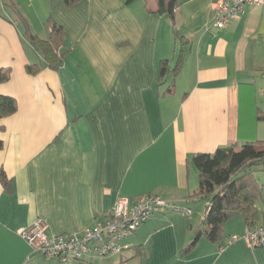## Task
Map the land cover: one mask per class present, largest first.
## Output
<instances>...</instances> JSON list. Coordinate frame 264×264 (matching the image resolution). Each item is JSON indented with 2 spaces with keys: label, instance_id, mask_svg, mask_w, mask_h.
Wrapping results in <instances>:
<instances>
[{
  "label": "crops",
  "instance_id": "obj_1",
  "mask_svg": "<svg viewBox=\"0 0 264 264\" xmlns=\"http://www.w3.org/2000/svg\"><path fill=\"white\" fill-rule=\"evenodd\" d=\"M177 1L172 20L157 0H3L0 95L17 111L0 119V174L11 186L0 181V264H61L33 252L21 230L43 220L49 235L79 234L119 197L146 195L180 211L154 215L121 255L69 264H264V248L243 240L201 239L181 255L204 217L198 208L190 219L199 179L188 160L264 141V7L217 30L213 0ZM51 21L65 33L58 70L26 38L46 39ZM177 33L189 45L166 93L159 66L175 64ZM34 65L44 67L31 75ZM245 229L229 220L226 240Z\"/></svg>",
  "mask_w": 264,
  "mask_h": 264
},
{
  "label": "trees",
  "instance_id": "obj_2",
  "mask_svg": "<svg viewBox=\"0 0 264 264\" xmlns=\"http://www.w3.org/2000/svg\"><path fill=\"white\" fill-rule=\"evenodd\" d=\"M79 0H64L70 7ZM135 0H128L131 3ZM158 12L174 20L179 6L177 0H157ZM51 23V31L46 39L26 32V38L38 52L46 66L58 70L63 63L66 51H63L65 33L61 26ZM178 55L174 65L163 60L159 66L158 86L169 82L166 93L173 91L176 76L181 71L188 50V41L177 33ZM44 65L28 66V73L36 75ZM0 79L3 80L4 77ZM17 111L15 99L0 95V119L13 115ZM2 143L0 142V148ZM190 167L198 172V189L188 199L192 203H206L204 217L200 227L194 233L192 242L181 251L187 256L201 239L214 244L222 243L225 238V226L229 220L241 217L246 228H253L262 218L257 206L262 196V187L257 176L258 168L264 166V141L248 142L242 147L231 145L218 148L213 154H196L188 160ZM0 181L5 189H10V181L2 171ZM137 201V200H136ZM132 202V201H131ZM134 203V202H133ZM229 238V237H228ZM227 238V239H228Z\"/></svg>",
  "mask_w": 264,
  "mask_h": 264
},
{
  "label": "built area",
  "instance_id": "obj_3",
  "mask_svg": "<svg viewBox=\"0 0 264 264\" xmlns=\"http://www.w3.org/2000/svg\"><path fill=\"white\" fill-rule=\"evenodd\" d=\"M2 4L3 0H0V7ZM261 7H264V0H213L214 21L211 26L223 30L230 22L239 19L246 9ZM170 208L180 211L157 195L139 197L134 203L119 197L111 212L96 218L79 234L49 235L46 222L36 220L21 230L20 235L33 252L61 264L103 260L127 251L130 248L128 241L137 230L154 215ZM183 213L190 216L192 210H183ZM239 240L252 248H264V225L246 228L242 235H233L226 243L229 245Z\"/></svg>",
  "mask_w": 264,
  "mask_h": 264
},
{
  "label": "rangeland",
  "instance_id": "obj_4",
  "mask_svg": "<svg viewBox=\"0 0 264 264\" xmlns=\"http://www.w3.org/2000/svg\"><path fill=\"white\" fill-rule=\"evenodd\" d=\"M161 92H163V89L161 90ZM257 176L259 178L260 185L263 189L262 196L258 200L257 206L259 207L260 210L264 211V166H261L258 168ZM197 177H198V175H197ZM192 204L193 205L191 207H192V209H194V213L190 219H192L193 223L195 224L194 219H196L199 216V212H200L198 210L200 209L201 211L204 212L206 203L202 202V203H192ZM186 217L189 218V216H186ZM238 220L240 221L241 219L239 218Z\"/></svg>",
  "mask_w": 264,
  "mask_h": 264
}]
</instances>
